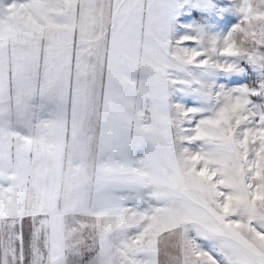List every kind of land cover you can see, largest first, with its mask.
<instances>
[{
	"label": "snow or ice",
	"instance_id": "obj_1",
	"mask_svg": "<svg viewBox=\"0 0 264 264\" xmlns=\"http://www.w3.org/2000/svg\"><path fill=\"white\" fill-rule=\"evenodd\" d=\"M0 264H264V0H0Z\"/></svg>",
	"mask_w": 264,
	"mask_h": 264
}]
</instances>
